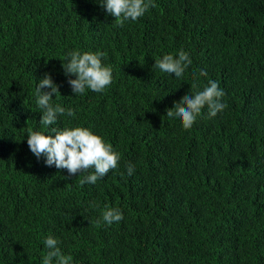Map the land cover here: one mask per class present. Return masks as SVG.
<instances>
[{
  "label": "trees",
  "instance_id": "obj_1",
  "mask_svg": "<svg viewBox=\"0 0 264 264\" xmlns=\"http://www.w3.org/2000/svg\"><path fill=\"white\" fill-rule=\"evenodd\" d=\"M152 2L117 27L100 0H0V264H42L49 235L72 264H264V0ZM181 50L182 77L153 67ZM69 51L104 53L112 84L70 94ZM46 73L53 105L76 113L54 126L87 128L120 154L94 185L29 150ZM194 79L218 81L227 107L185 130L166 109ZM106 207L123 220L97 227Z\"/></svg>",
  "mask_w": 264,
  "mask_h": 264
},
{
  "label": "clouds",
  "instance_id": "obj_2",
  "mask_svg": "<svg viewBox=\"0 0 264 264\" xmlns=\"http://www.w3.org/2000/svg\"><path fill=\"white\" fill-rule=\"evenodd\" d=\"M100 6L109 15L115 17L117 27H123L128 21H137L150 7L156 5L152 0H100ZM104 55L102 52L79 51H69L66 54L65 62L62 63L64 74L67 77H75L68 80L71 88L67 89L70 94L83 95L90 93V90L102 93L112 84V68L102 63ZM191 63L189 54L181 50L175 57L164 55L156 59L153 67L180 78ZM199 75L206 76L207 73L201 71ZM191 87L193 91H190V95L182 97L179 102H174L171 109H166V116L178 119L185 130L192 128L203 109L207 108L209 118H213L227 107V104L222 102L224 92L218 81L208 80L201 90L198 79H194ZM57 94H59V85L55 84L51 75L46 73L36 87V103L42 112L39 124L43 127L28 130L29 150L37 159L45 157L46 166H55L59 170L66 169L69 176L88 173L80 183L94 185L98 179L104 178L110 170L118 167L120 154L111 144H106L102 137L94 135L87 128H56L54 125L59 116L66 114L68 117H74L76 114L71 107L53 105L52 98ZM50 131L54 136L45 135ZM126 169L128 176L134 174V165L131 163L126 165ZM121 220L123 215L119 209L106 207L101 217L92 223L100 227L102 224L111 225ZM43 243L46 254L42 264H72V256L62 253L58 246L60 242L53 236L49 235Z\"/></svg>",
  "mask_w": 264,
  "mask_h": 264
}]
</instances>
